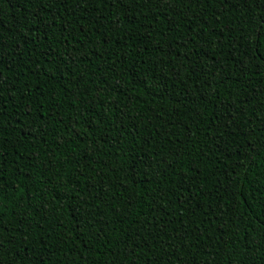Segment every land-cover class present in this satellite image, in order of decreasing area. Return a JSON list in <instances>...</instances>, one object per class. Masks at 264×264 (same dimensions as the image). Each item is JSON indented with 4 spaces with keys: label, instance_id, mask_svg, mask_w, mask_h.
<instances>
[{
    "label": "trees",
    "instance_id": "1",
    "mask_svg": "<svg viewBox=\"0 0 264 264\" xmlns=\"http://www.w3.org/2000/svg\"><path fill=\"white\" fill-rule=\"evenodd\" d=\"M0 264H264V0H0Z\"/></svg>",
    "mask_w": 264,
    "mask_h": 264
}]
</instances>
